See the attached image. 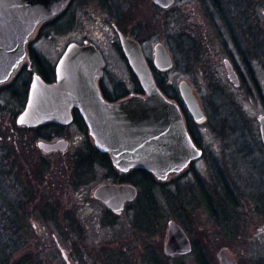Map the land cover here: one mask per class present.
Masks as SVG:
<instances>
[{
    "label": "rangeland",
    "instance_id": "1",
    "mask_svg": "<svg viewBox=\"0 0 264 264\" xmlns=\"http://www.w3.org/2000/svg\"><path fill=\"white\" fill-rule=\"evenodd\" d=\"M111 2L113 6L109 8L116 15L123 9L140 15L135 18L139 29L130 21L122 23L120 29L123 32L127 28L138 30L149 60L153 62L157 43H163L171 52L175 64L164 73L165 84L174 85L178 90L179 84L187 81L193 88L207 121L198 124L188 116L187 123L204 149V156L193 169L168 184L165 191L171 195V204L160 202L163 217L157 225L159 230L153 236L145 237L136 228V200L116 214L114 225H104L107 208L95 199L94 191L101 184L113 180L107 178V172L101 167L83 176L81 181L75 180L74 213L71 194L67 198L65 192L71 190L67 186H71L73 153L76 154L78 149L85 150L86 137L76 130L78 124L68 125L62 130V136L45 132L53 141L60 136L68 139L71 146L65 152L58 151L44 157L45 152L37 146L38 140L34 141L30 134L31 144L27 140L29 157L25 163L15 166L7 160L23 152L20 146L26 137L25 131L17 129L14 123L24 107L32 76L31 72H23L13 85L0 91V247L5 250L6 258L8 255V264H67L61 248L67 251L73 264H109L108 257L115 254L122 255L120 264H147L144 256L147 249L162 255L168 264H197L195 252L180 259L165 255L169 220L184 228L197 252L203 253L212 264H220L222 248L237 258L239 264H264V235H259L261 230L257 228V222L264 221L260 212L253 215L255 224L225 233L209 217L208 209L192 200L193 194L199 201L204 198L210 200L212 208L218 210L222 217L221 199L225 198L219 195L227 185L234 191L233 196L238 203L236 211H253L252 208L264 206V145L258 123V118L264 115V63L260 62L258 55L256 59L254 57L255 42L245 38L242 45L245 53L253 50L247 67L224 26L218 33L211 29L209 23L207 28L204 27L201 0H177L172 10H162L152 0ZM234 2L236 6L243 4L238 0H226L232 7ZM263 2L258 0L257 7L258 18L262 21L264 4L260 3ZM106 7L103 0H74L61 18L41 29L31 50L46 57L49 63H55L69 44L81 43L84 39L93 41L107 57V89L114 96L123 95L136 91L138 84L118 51L117 36L112 29L118 25V17L113 14L103 16L102 10ZM75 14H79L78 19H75ZM180 35L199 43L198 52L180 55L177 44V40L181 41ZM228 64H232L240 79L247 80L246 87H236L230 80ZM39 68L34 66L36 71ZM251 75L258 82L262 98L251 90ZM229 101L240 105L248 117V125L235 119L231 108H227ZM224 119L226 126L222 128ZM215 123L216 127L213 126ZM11 174L14 178L17 174L22 181L25 179L22 184L26 185V193L13 191ZM200 185L208 190L207 195L198 193ZM155 191L162 194L160 187ZM13 205L14 210H11ZM73 221L75 234L71 228ZM0 257H3L1 250Z\"/></svg>",
    "mask_w": 264,
    "mask_h": 264
},
{
    "label": "water",
    "instance_id": "2",
    "mask_svg": "<svg viewBox=\"0 0 264 264\" xmlns=\"http://www.w3.org/2000/svg\"><path fill=\"white\" fill-rule=\"evenodd\" d=\"M71 0H0V84L19 72L26 60L27 46L40 26L61 14ZM163 9L176 0H153ZM125 56L146 96L131 94L114 103L104 100L99 80L105 60L94 44L71 43L56 68V81L46 83L35 74L28 103L18 118L19 125L37 127L47 122L68 125L73 122L72 109L80 110L95 147L108 153L115 169L127 174L135 169L150 172L157 181L168 182L180 176L191 162L203 156L185 124L179 106L158 87L143 52L142 45L120 34ZM154 64L160 71L172 69L174 62L163 43L154 46ZM230 80L240 87L239 75L232 64ZM180 95L194 120L202 123L206 115L187 81L179 84ZM264 144V115L258 118ZM61 139L54 144L39 142L46 152L68 149ZM138 190L133 184H103L94 191L114 213H121L134 201ZM192 242L174 220H169L164 253L170 258L191 254ZM67 264H72L63 252ZM221 264H237L225 250L219 253ZM1 264V263H0Z\"/></svg>",
    "mask_w": 264,
    "mask_h": 264
},
{
    "label": "trees",
    "instance_id": "3",
    "mask_svg": "<svg viewBox=\"0 0 264 264\" xmlns=\"http://www.w3.org/2000/svg\"><path fill=\"white\" fill-rule=\"evenodd\" d=\"M201 1L203 10V15L201 18L204 21V27L207 28L209 23L211 29L218 33L220 30H222V27L224 26L228 31L231 37L230 39L233 42L234 46L238 50L239 54L242 55V59L244 60L247 67L250 63V58H252L250 52L254 49L256 52L254 56L255 59L258 55V59L260 60V62L264 63V21L258 18V0H253V4L251 3L252 0H238L242 1L243 4L241 3V5L236 6L234 2L233 4L235 6L233 7L230 4L226 3V0ZM260 4H264V2ZM219 22L222 24L221 26H219ZM205 31L206 30H204V32ZM203 34L204 33H199V35ZM245 38L252 39L255 42L253 45V50L249 51L248 53H245L243 49L244 47H242L243 43L245 42ZM179 39L181 41L177 40V44L179 48L178 53L180 55L188 56L190 53L198 52L200 44L196 43L195 40H192L188 37H186L185 39L184 35H180ZM227 44L228 42L225 43V45ZM154 72L159 88L163 91L166 96H168L179 104L186 117L189 116L190 120V115L188 114V110L186 109L183 103L179 91L175 88L174 85L165 84V82L163 81L164 74L156 71ZM251 78L253 85V89L251 90L256 92V94H258L262 98V93L258 82L256 81L253 75H251ZM246 82L247 80L242 77L241 88L246 87ZM137 92H142L140 87H138ZM227 108H231L235 119L240 121L241 124H249L248 117L246 118L242 111L243 109L240 107V105L237 104L236 101H229L227 103ZM213 126L216 127L217 123L213 124ZM225 126L226 121L224 119L222 121L221 127L223 128ZM55 128L56 127L54 125L45 124L32 131L33 135L37 138H49L51 137L49 134H61V132L59 133V131L55 130ZM46 131L49 134L45 133ZM81 161H84V163H82ZM98 167L103 168L107 172V178L113 180L114 183H130L138 188V196L134 204L136 205L134 222L137 230L145 237L153 236L154 232L159 230V227H157V225L160 224V220L163 217V205H161L160 202L167 201L168 204H171V195L170 193H168V191H165L169 183H162L157 181L156 178L150 172L144 169L132 170L127 174L119 173L114 168L109 155L101 154L98 150L94 148L92 143L89 142L88 144H86L85 150L80 151V162L75 168V173L80 176H85L86 174L90 175L91 171L97 169ZM14 176L15 178L13 177V175L11 176V180L13 182L12 186H14L15 180L19 179V177H17V174H14ZM79 181H81V178L79 179ZM157 187L161 188L162 194L156 193L155 190ZM198 193L203 194L205 196L208 194V190L202 185H200ZM192 200H194V203H202L208 209V211L212 212L213 215L217 214V211L213 209L211 204L209 203L210 200L204 198L199 201L197 200L195 194L192 195ZM130 206L131 205L129 204L127 207ZM106 215L107 219L103 221L104 225H114L117 218L116 214L107 209ZM13 220L14 219H12V222ZM10 221L7 220V223L9 222L10 224ZM0 250L3 253V257H0V262L2 264H8V255L6 258L5 250L2 247H0ZM195 250L196 249L194 248L197 264H212L203 253H199L197 252V250ZM144 256L147 264H168L166 262L167 260H165L162 255L157 254L156 251L152 249H147L145 251ZM108 259H110L109 264H120L122 261V255L115 254L113 257H108ZM15 264H18V262H16Z\"/></svg>",
    "mask_w": 264,
    "mask_h": 264
},
{
    "label": "flooded vegetation",
    "instance_id": "4",
    "mask_svg": "<svg viewBox=\"0 0 264 264\" xmlns=\"http://www.w3.org/2000/svg\"><path fill=\"white\" fill-rule=\"evenodd\" d=\"M75 2H76V0H75ZM103 2L105 4V6L107 5L108 7H106L104 10H102V15L105 16V15H108V14H110V15L113 14L115 16V18L118 17V20H117V24L118 25H114L112 29L114 30V33L117 36V42H116V44H117V47H118L119 54L127 62L128 66L130 67L129 62H128L126 56H125V53H124V51L122 49V46H121V43H120V40H119L120 34H123L125 37H130V38H133V39L137 40L142 45V48H143V43L139 39L140 34H138V30H135V28H131L129 30L127 28V31L126 32L125 31L123 32L120 28H122L121 27L122 23L124 24L125 22H129L130 21V23L133 24L132 26H134L136 24L135 26L139 29V27L137 26V23L138 22L136 21L135 18H137V16H140V15H137V13H134V11H131V10L129 11V10H126V9H123V12L121 14L119 13L118 15H116V14L112 13L111 9L109 8L110 5L113 6L111 0H103ZM156 7H158V6H156ZM68 9H69V7L67 9H65L61 14H59L58 17H56L54 20H52L50 23L44 25L43 27L48 26L49 24L53 23L55 20L61 18L67 12ZM78 15L79 14H75V19H78ZM112 29H110V31ZM40 31H41V29L36 32V34L34 35V37L32 38V40L30 41L29 48H28V53H27V56H26V60L22 63L21 67L19 68L20 72L14 78H10V80L7 83L0 84V91L2 89H5V88L10 87L11 85H13L15 83V81L17 80V78L20 77L23 72H25V71L27 72L28 71V72H31L32 73L35 65L40 66L39 71H35V72L41 74L42 77H43V79L46 82H48V83L55 82V80H56V66H57L58 62L62 59V57H63L66 49L60 55V57L57 59V61L55 63L54 62L49 63V61H48V59L46 57L41 56V55L37 54L36 51H32L31 50L32 44L34 43L35 39H37L39 37V35L41 33ZM75 42H77V41H75ZM77 43H79V42H77ZM91 43H93V44H95L97 46V48L100 50L101 54L103 55V58H104L105 63H106V65H105V67L103 69V76H102V78L99 81V85H100V89H101L103 98L107 102H117V101H119V100L127 97L130 93H125L123 95H116V96H114L112 93L109 92V90L106 87V83L108 84V72H109V68H108L107 57H106V54L104 53L103 49H101L95 42L90 41L88 39L82 40V42L79 43V44L86 45V44H91ZM147 60H148L149 64L152 65V61L149 60L148 57H147ZM130 69H131V67H130ZM134 79L136 80V76L135 75H134ZM137 94L142 95V96L145 95V94L139 93V92H137ZM28 97H29V93H27L26 100H25V103H24V107L19 112V114L16 116V118L14 119V123H16L17 129L24 130L25 133H26V137H24L25 138V141L20 146L21 149H23L22 150L23 152H21L18 155V157H15V158L9 157L7 159L8 162L10 164H12V165H15V164L17 165L20 162H22L24 164L25 163V160L28 159V157H29V153L28 152H29V148H30L29 146L31 144V142H30L31 138L29 136H31L30 134L33 135V131L32 130H35V129H37L39 127V126L38 127H27V126H23V125H19L18 124V118L21 115V113L24 111V109L26 108V104H27V101H28ZM72 115H73V120H74L73 124L80 123V124H78L79 126H76L75 128H76V130L78 132L80 131L82 133V135L86 137V139H85V147H86V144H88L89 142H91V140L89 138V129H88V127H87V125H86V123H85V121H84V119H83V117L81 115L80 110H78L76 108H73L72 109ZM50 124L51 125H54L56 127L55 130L59 131V133L62 132L63 129H66L67 128L66 125L60 124L58 122H50V123H47V125H50ZM59 135L62 136V133L59 134ZM61 136L59 138L56 137L57 138L56 140H58L60 138H63ZM192 137H193L195 143L197 144V146H199L201 149H203L199 145V143L197 142V139L194 137L193 134H192ZM27 140L30 142V144H29V142H27ZM33 140L34 141L38 140V142H37L38 148H39V142L41 140L42 141H46V142H50V143H54L55 142V141H53V138H51V137H49V138L48 137H46V138L45 137H39V138H37V137L34 136L33 137ZM69 146H71L70 141H69ZM39 149L41 151H43L41 148H39ZM203 151H204V149H203ZM57 152L58 151L45 152L43 155H44V157H47L48 155H53V154H55ZM15 153H13V154H15ZM79 162H80V151L78 149V151L76 152V154H75V152L73 153V157H72V160H71V163H72L71 186L70 185L67 186L68 188H71V190L68 189V191L65 192V194L67 195L66 196L67 198L71 194L70 197H72V199H73L72 200V203H73L72 204L73 205L72 207H73L74 213H75V180L79 181V179L83 177V176L77 175L75 173V168L77 167V165L79 164ZM81 162L84 163V161H81ZM196 162H193L190 165L188 171H190L191 169H193V167L195 166V163ZM24 180L23 181L20 180V179H16L15 180V184H14V187H13V191L14 192L20 191V192L26 193V190H25V188H26L25 186L26 185H23L22 184L23 182H25ZM21 185L23 186V188L21 187ZM224 188L225 189H223V191L221 192L222 195H219V196H223L225 198L224 200L221 199V212L220 213L222 214V217L219 216L220 214H219L218 210H216L217 211V214H215V215H213L211 211H208L207 210V212L209 213V217L215 223H217L219 225V227L223 231H225V233H231V232H233L235 230L237 231L238 229H240L241 227L243 228L247 224H255V220L253 218V215H255L257 212H260L261 215L263 216V219H264V206L257 207V208H252L253 211H249V210L240 211V212L243 213L242 215H240L241 213L238 212V211H236L237 210L236 207H237V204L238 203H237V201L235 200V198L233 196L234 191H231L227 187V185H225ZM223 194H225V195H223ZM13 207H14V205L10 209L11 210H14ZM257 210H259V211H257ZM229 214H230V216H229ZM257 223L259 224V225H257V228L261 230V232H259V235H264V221L263 222H257ZM72 224H73L71 226L72 232L75 234V223H74V221L72 222ZM73 236H75V235H73ZM62 250H64V249L61 248V251ZM221 250H225L228 253V255L231 256L237 262V264H239L238 259L235 258L233 255H231L229 251H227L224 248H222ZM65 252L67 253L66 250H65ZM67 255H68V253H67ZM68 257H69V255H68ZM219 263H220V260H219Z\"/></svg>",
    "mask_w": 264,
    "mask_h": 264
}]
</instances>
